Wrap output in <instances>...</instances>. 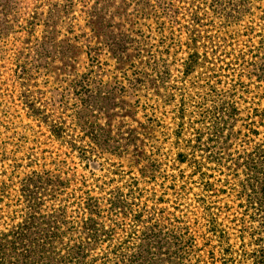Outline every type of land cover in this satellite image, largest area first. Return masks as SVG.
<instances>
[{
	"label": "rangeland",
	"instance_id": "rangeland-1",
	"mask_svg": "<svg viewBox=\"0 0 264 264\" xmlns=\"http://www.w3.org/2000/svg\"><path fill=\"white\" fill-rule=\"evenodd\" d=\"M236 3L207 0L203 5L206 14L200 33L211 39L213 49L216 47L222 56L218 61L210 56L215 71L209 73L207 81L203 70L192 79L185 80L181 74V59L189 54L186 45L190 35L184 27L192 0H0L1 178H15L18 190L20 180L32 169L50 170L63 183L58 191H65L56 203L59 208L85 181L88 186L107 182L113 189L127 193L130 176L138 177L142 201L149 209L164 199L159 209L190 217L191 207L204 205L197 203L205 195L202 178L190 162L166 167L163 161L172 146L171 142L165 144L168 131L157 124L174 127V107L168 106L167 101L171 96L180 99L183 93L195 103H191L187 114L181 147L188 141L195 145L202 133L203 146L196 153L198 161L204 160L202 149L211 143L215 122L211 114L221 107L218 118L222 137L212 152H220L221 143L231 148L219 156L225 158L221 166L208 164L204 171L212 184L209 212L218 216L235 242L237 219L242 212L241 183L245 179L239 166L243 160L238 157L249 148L238 133L244 129V119L253 115L264 97V80L255 76V72L264 73V51L251 54L248 48L253 44L250 40L260 45L257 35L263 32L264 23L259 9L264 8V0H244L241 14L234 12ZM250 27L254 34L248 35ZM107 38L118 42L120 53L127 51L125 56L129 54L133 62L122 64L115 60L112 51L104 47ZM242 56L246 62L241 67ZM23 73L25 78L21 79ZM14 85L26 91L29 101L44 111L48 126L31 117L17 95L12 99ZM209 86L214 87L212 95ZM138 100L147 110L139 109L132 115L131 107ZM202 101L206 120L201 119L197 108ZM112 104L116 107L108 110L107 105ZM51 124L64 130L67 145L52 140L47 128ZM230 125H234V132ZM261 131L264 135V128ZM71 146L82 149L70 151ZM157 153L159 164L151 166V160H143ZM230 153L237 162L227 161ZM28 156L36 160L32 169L26 167ZM175 189L186 194L187 199L179 201ZM42 193L47 195L48 191ZM13 196L18 197L15 193ZM71 206L68 205V220L76 223L77 214ZM6 210L3 206V213ZM200 211L203 213V208ZM145 221L148 223L149 219ZM85 240L60 239L56 248L65 254L68 247ZM127 240L102 239L88 247L85 253L89 263L101 256L103 249L112 251ZM159 240L157 253L166 250L165 239ZM140 246L141 239L128 242L126 249L117 253L122 255L119 264H164L154 255L153 245Z\"/></svg>",
	"mask_w": 264,
	"mask_h": 264
},
{
	"label": "trees",
	"instance_id": "trees-1",
	"mask_svg": "<svg viewBox=\"0 0 264 264\" xmlns=\"http://www.w3.org/2000/svg\"><path fill=\"white\" fill-rule=\"evenodd\" d=\"M235 1L237 3L234 12L241 14V10L245 8L244 0ZM206 3L207 0H192L189 21L184 27L190 35V42L186 45L189 50L188 57L181 59L183 60L181 74L185 80L192 79L196 73L203 70L205 76L207 75V81H209V73L212 74L215 71L212 66L214 62L211 61L210 56L217 61L222 58L216 47L213 49L211 39L200 33V29L204 27L203 15L206 14V8L204 9L203 5ZM259 10L261 12L260 19L264 23V8L260 7ZM249 30L251 32L248 35L252 32L254 34V28L250 27ZM262 30L263 32L257 35L259 46H256L253 41H249L253 43L250 47L248 46L251 54L255 51L258 53L264 51V26ZM201 40L202 46H200ZM118 44V42L107 38L104 47L112 51V57L119 63L133 62L129 54L125 56L127 51L120 53ZM201 49L204 50V53H201ZM137 54L140 56L141 52L137 51ZM257 57L258 55L255 56V58ZM239 60L242 67L246 58L242 56ZM248 65L256 66L255 63H248ZM255 76L259 80H264V73L255 72ZM20 78H25L24 73ZM16 86H13L12 99L17 95L24 107L29 110L31 117L39 124L48 126V118L43 115L44 111L29 101L26 91ZM8 88L9 86L7 91ZM209 88V94L212 95L214 87L209 86ZM169 98L167 105L172 104L174 107L176 123L174 127L157 123L158 126L168 131L165 136V144L171 142L169 145L172 146L171 153L165 157L163 162L166 167L177 163H191V167L202 178L205 195L197 203L204 204L203 207H191L190 217L187 215L178 216L167 209H159L158 206L164 204V199H160L155 202L154 208L149 209L148 205L142 201L143 191L140 189V179L130 176L126 184L127 193L121 189H113L107 182L98 183L97 181L96 185L88 186V182L85 181L81 183V188L76 190L72 198L65 200V206L57 208L56 203H58L59 195L65 194V191H58L63 186V183L60 182L61 179L47 169L33 170L36 160L28 156L26 167L32 170L20 180L18 190L15 188V178L2 179L0 176V228H6V231L0 230V264H99L98 261H102L104 264L116 261L119 264L118 258H121L122 255L119 256L117 253L125 250L124 246L128 242L139 239H141L140 247L142 248L153 245L154 255L164 264H264V135L261 131V128H264V108L262 107L264 97L260 98L257 108L253 110V115L244 119V129L238 133L239 137L244 140V145L249 148L242 151L238 157L239 160H243V163L238 165L242 168L245 179L241 183L239 199L242 200L240 205L242 212L240 218L237 219L239 229L235 242L231 239L230 233L223 229L219 223L218 216L209 212L208 195L211 192L212 184L208 174L204 171L208 164L221 166V162L225 158L219 156L226 154L231 148L221 143L218 147L221 151L212 152L214 146H219L222 137L223 129L218 118L221 107L215 109L211 114L215 119L212 139H210L211 145L202 149L206 157L204 160L198 161L196 153L201 150V145L203 146L201 143L202 133H199L195 145L188 141L185 147H181L187 127V114L191 103H195V101L191 96L183 93L180 99L175 96ZM197 104V108L201 110L199 114L201 119L206 120L207 115L203 111L204 101ZM107 106H109L108 110L111 109L110 107H116L115 104ZM131 109L132 115H135L139 109L147 110L146 107H142L140 100L136 101ZM153 112L156 114L158 110L155 109ZM47 128L53 141L61 146L67 145V135L61 127L51 124ZM230 129L234 132V125H230ZM80 149L82 146H71L69 150L80 151ZM184 151H189V153ZM172 152L176 153L172 154ZM156 156L160 157V153L143 160H151V166H153L155 163H160L155 159ZM232 156L230 153L227 161L237 162V159L235 160ZM43 191H48L47 195H43ZM14 193L18 197L13 196ZM175 196L179 201L187 199L186 194L176 189ZM68 205H72L71 207L75 209L78 222L73 223L68 220ZM3 206L7 208L6 213H3ZM135 207L136 209H134ZM201 208H203V213L200 211ZM176 211L179 210L176 209ZM146 219H149L148 223L145 221ZM108 222H110L109 225H107ZM119 232L121 235L118 236ZM161 237L166 241V250L157 253L156 249L161 244V240H159ZM60 239L86 240L80 245L78 243L74 247H68L67 252L63 254L56 248ZM102 239L129 240L118 248L114 247L112 251L108 248L103 249L102 255L89 263V255L85 252L89 249L88 247L97 245ZM104 242L105 240H103Z\"/></svg>",
	"mask_w": 264,
	"mask_h": 264
}]
</instances>
